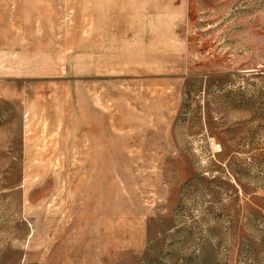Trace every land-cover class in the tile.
I'll list each match as a JSON object with an SVG mask.
<instances>
[{"label": "rangeland", "instance_id": "obj_1", "mask_svg": "<svg viewBox=\"0 0 264 264\" xmlns=\"http://www.w3.org/2000/svg\"><path fill=\"white\" fill-rule=\"evenodd\" d=\"M0 264H264V0H0Z\"/></svg>", "mask_w": 264, "mask_h": 264}]
</instances>
